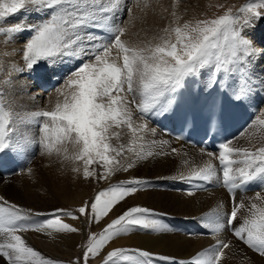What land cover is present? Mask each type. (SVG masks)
Returning <instances> with one entry per match:
<instances>
[{
	"label": "snow or ice",
	"instance_id": "1",
	"mask_svg": "<svg viewBox=\"0 0 264 264\" xmlns=\"http://www.w3.org/2000/svg\"><path fill=\"white\" fill-rule=\"evenodd\" d=\"M121 7L131 12V8L122 0H107V3H101V0H0V22H3L0 33L14 36L22 31L33 32L22 52L28 70L41 61L52 65L66 59L81 62L74 72L65 77L64 88L70 89V92H61L65 96L63 104H57L54 111H34L30 119L42 125L40 131L45 134L44 141L49 139L50 126H54L58 141L66 139L77 146L78 158L85 160V176L90 175L87 165L96 157L106 166L114 164L113 159L109 158L110 151L121 154L120 149H113L108 143L110 128L127 125L135 133L129 111L131 105H136L141 120L149 112H162L167 104H161V97L167 95L169 102H173L175 93L184 86L186 79L196 78L203 73L207 74L210 87L217 84L222 88L228 87V81L236 77L238 86L234 89V98L244 99L252 92V61L264 53V48L256 47L242 33V28L250 27L254 19L264 17V13L256 11L264 8V0L248 4L240 10L252 14L251 18L243 17L242 23L241 18L228 15L211 21H199L195 26L184 23L171 31L168 28L163 30L169 35L174 33L175 42L161 36L162 44L142 48L126 44L122 39L126 28L121 27L123 21L116 18V12ZM30 8L52 10V15L39 25L9 23L10 17ZM238 23H241V30L234 28ZM113 49L118 53L117 58L111 56ZM137 81L142 84V102H138L135 95L138 91ZM9 123V114L0 111V152L15 147L8 138ZM260 123L264 124V119ZM147 127L146 123L139 125L141 130ZM149 131L155 133L154 129ZM229 144H221V151L216 156L222 178L217 176L216 169L210 163L180 178L189 183L220 181L231 194L233 206L230 214L224 223H220V217L214 213H208L202 219L207 221L213 233L227 228L249 248L264 255V208L251 203V215L237 226L238 211L244 205L242 201L235 202L237 189L254 180H264V147L253 152L233 148ZM206 154L210 158L214 156L210 151ZM133 166L129 163L123 170L127 171ZM115 170V167L109 168L108 172ZM100 178H107V174L102 173ZM146 184V181L135 178L121 181L99 191L91 202L79 207L77 212L80 216L56 209L51 214L53 218L39 225H30L26 221L31 215L40 213H32L0 197V257L7 264H60L28 246L18 233L27 230L46 232L49 229L76 233L78 229L63 223L62 217L75 220L82 216L88 218L89 223L99 222L114 206ZM253 199L264 200V193H256ZM154 215L152 210L138 206L123 211L102 232L88 236L82 264H89L90 257L96 256L101 257L103 264H120L121 261L130 264H219L227 243L198 252L190 260L177 261L173 257L155 255L143 249L115 248L102 255L105 245L118 235L128 233L130 226L155 232L166 231V225L151 218Z\"/></svg>",
	"mask_w": 264,
	"mask_h": 264
},
{
	"label": "bare ground",
	"instance_id": "2",
	"mask_svg": "<svg viewBox=\"0 0 264 264\" xmlns=\"http://www.w3.org/2000/svg\"><path fill=\"white\" fill-rule=\"evenodd\" d=\"M140 1V0H139ZM138 0H122V3L127 4L128 7L131 8V12H128L126 7H121L116 13L117 20L121 19L123 21L120 24L121 27L126 28L125 36L122 39L125 41L126 44L132 45L137 48H142L145 46L155 47L157 44H162L163 41L160 39L161 36H167V38L171 42H175L174 33L169 35L165 33L163 30L168 28L170 31L177 26H182V23L185 20L182 18L184 15L182 11H185V5L189 8H186L187 11L196 10L199 7H205L209 0H160L159 2H153L151 0L147 1H140ZM153 7V9L151 8ZM186 19V18H185ZM27 22V21H26ZM111 22V21H110ZM37 23V22H36ZM20 34V33H19ZM18 39V38H17ZM22 42L20 38L18 39L17 47L19 49H23L25 43L29 40L26 37H23ZM2 47V46H1ZM0 47V48H1ZM17 47H2L0 54L6 55V58L3 60L6 62L16 61L19 62L17 59L20 58L16 55L13 51L14 48ZM264 47V46H263ZM8 48H12L10 53ZM17 48V50H18ZM4 49V50H3ZM22 51L19 50L18 53ZM17 53V52H16ZM111 56L113 58L118 57V53L115 49H113ZM2 61V62H3ZM257 61V60H256ZM67 59L64 62L56 63L65 65ZM118 62H122L119 61ZM256 63V62H255ZM4 62L2 63V65ZM45 66L42 68L47 76H52L57 74V65L56 64H49L48 62L41 63ZM258 66L251 67V87L252 92L248 95L245 99L255 98V100L260 102V106L257 108L258 115L253 121V123L246 128L238 138L234 139L229 146L233 148H237V146L242 142V139L252 131L253 128L260 122L261 119H264V55L260 56L258 60ZM5 65V64H4ZM3 65V66H4ZM22 66V64L20 63ZM61 65V66H62ZM35 67V66H34ZM37 67V66H36ZM14 68V67H12ZM11 68V69H12ZM16 68V67H15ZM21 68V67H20ZM23 68V69H22ZM22 70H15L10 68L3 67V71H0V111L8 113L10 119V126L8 124L9 132L14 131L16 136H18L19 129L23 130V137L25 138V142L27 143L29 149L31 148V152L26 154L24 150L17 148L15 143V147L5 150L7 155L11 160V165L15 166L14 171H19V175L16 178H11L17 173H13V171H8L5 174L0 175V197L8 200L10 203L16 204L18 207L23 209H29L32 213H40V215H31L26 223L30 225H39L44 223L49 219L53 218L52 213L56 209H61L63 206H78L81 202L80 199L84 197V193L81 190L77 189V179L79 178L82 169V165L79 162H72L73 157L78 154L77 146L64 139V140H57V131L54 126H50V131L47 134L49 139L44 141L45 134L40 131L42 125H36L34 127L29 126L28 124H24V118L30 116V114L34 111H44L47 108H56V104L50 102V95L52 97H60L62 91H69L70 89H65V77L69 74H66L61 83L56 87V89L51 90L49 92H41L36 87L35 84L31 80L30 70L24 71V67ZM17 69V68H16ZM27 69V68H26ZM9 70V71H8ZM7 71V74H4ZM10 72V73H9ZM207 77L206 73L201 74V76H197L193 79H187V88L189 92H192L194 89L199 90L202 88L208 87V79L204 80L203 77ZM237 83L236 77H233L231 80L228 81V87L230 90H234L236 87L234 83ZM136 87L138 89L136 95V99L138 102L143 101L142 95V84L137 81ZM226 87L224 89L227 90ZM56 92L52 93V91ZM168 96L165 95L164 97L160 98V102H165V99ZM35 104V106H34ZM40 104V105H36ZM37 106V107H36ZM33 108L29 113L28 111ZM52 110V109H50ZM133 112V127L136 129L135 133L133 129L128 127V131L125 138L121 136L118 137V129L113 127L110 130H113L114 134H110V139L108 143L112 145L115 141V144L112 145L113 149H122L124 146L128 149H138V152L141 149L135 148L136 141L139 143L145 142L146 149H151L153 146L159 150L167 151L165 157L161 159L162 161L170 160L172 164L175 166H181L186 170H189L191 173L198 170L201 167H204L207 164H211L217 172V176L219 177L222 175L220 171L219 160L216 158L217 154L220 152H215L212 158L207 156V152L201 151L199 149H192L181 146L179 143H175L172 140H169L165 136H162L154 127H152L148 122L144 119L141 120L138 117H135V113L138 112L137 107L135 105V109ZM139 113V112H138ZM139 115H141L139 113ZM25 121H31L30 119ZM29 123V122H28ZM35 123V122H34ZM141 123L147 124V129H139V125ZM13 124H15L13 126ZM38 124V123H37ZM33 125V123H32ZM124 126V125H123ZM122 127V126H121ZM150 129H154L155 133L153 134ZM38 131V135L34 132ZM122 131V130H121ZM31 132H33L31 134ZM111 132V131H110ZM14 133V134H15ZM10 133H8L9 136ZM160 135L161 140L164 141V145H168V149L161 144L155 143L153 140L155 135ZM13 136V132L11 135ZM15 136V137H16ZM36 140H39V145L37 146L33 143L30 138L36 137ZM10 139V137H9ZM15 141V138H13ZM33 139V138H32ZM43 141V142H42ZM38 142V141H36ZM137 142V143H138ZM13 143V142H12ZM253 143V141H252ZM254 144V143H253ZM142 148V146H141ZM246 149V147H242ZM140 149V150H139ZM145 149V150H146ZM175 149V152H173ZM249 150V149H248ZM37 152V157L32 160L33 154ZM111 154L113 151H110ZM148 152V151H147ZM131 155V152L128 150L126 153V159ZM115 158L118 159L119 155L112 154ZM175 157L172 159V157ZM231 158V157H230ZM101 166V165H100ZM115 167V174L121 170V167H116L115 164L107 165L104 167ZM147 168V172H152L153 168L150 166V163L145 164ZM138 166L135 164L130 173L123 175L122 177H133L137 173L140 172L137 170ZM17 169V170H16ZM124 169V168H123ZM89 173L91 172L90 169L87 168ZM124 171V170H122ZM127 171L124 172H128ZM22 172V173H21ZM101 172V171H99ZM114 172L108 173L107 176V187L113 183H119V181L123 178H113ZM190 173V174H191ZM7 176L6 180L4 181L3 177ZM92 176L91 174L89 175ZM140 176V175H139ZM188 176V175H187ZM112 177L113 179H111ZM93 178V177H92ZM134 178V177H133ZM127 178L125 180H128ZM143 180V179H142ZM151 182H156L153 178ZM149 181V180H148ZM259 187L256 191L251 192L256 194L258 193V189H264L262 186L263 180L258 179ZM147 182V181H146ZM150 182V181H149ZM150 182V183H151ZM213 184L211 182L212 187H205L204 184L196 183L193 181L192 183L185 181H180L178 183H174L173 189L181 190L187 192L181 188H178V185L186 184L189 187H198L199 192H188L185 195V203H181L179 200L174 199L171 202L166 200L163 197H159V195H154L151 192L148 193L147 197L144 198H136L135 194L131 197L128 196L125 198V201L120 202L118 205L114 206L109 213L102 217L106 220V223L111 222L115 219L118 215L122 214L123 211L127 210L132 205H136L138 207H145L152 210L155 213L152 216V219L159 220L162 224L167 226L166 231L162 232H155L151 229H140L138 226H130L131 230L128 233H122L115 237L109 244V248H115L122 245V247H135L137 249H143L152 252L155 255H167L170 257L175 258V260L179 261L181 259H188L190 260L193 255L198 252H202L203 250H209L216 247L220 243H227L228 247L224 248L223 255L219 260V264H239L237 262H233V255L236 259L245 260L242 264H264V259L259 256V254L245 252L246 248L242 247V245L237 244V241H233V239L228 236L224 229H221L217 233H213V236L207 237L210 235V231L212 232L211 228L207 226V221L202 219L208 213H214L220 217L219 222L224 223V219H226L227 215L230 214L229 205L230 202L227 199V196L222 191L217 190L222 187L220 181L214 179ZM105 183V182H104ZM220 183V184H219ZM105 185V186H106ZM260 185L262 186L260 188ZM154 186V185H153ZM152 186V187H153ZM170 186V185H169ZM106 187V188H107ZM141 187V186H140ZM143 187V186H142ZM168 187V186H167ZM103 188V187H102ZM100 188V189H102ZM106 188H103L104 190ZM109 188V187H108ZM145 188V187H144ZM216 188V189H213ZM99 189V191H101ZM260 192L263 193L264 190ZM146 190V189H145ZM227 195H230L228 189L225 188ZM150 192V191H149ZM236 193H239L236 190ZM240 194V193H239ZM244 195V194H242ZM253 195V194H250ZM252 198V197H251ZM249 198L245 200V210L244 212H240L241 217L243 216L244 219L249 217L247 215V210H250L251 203L246 202ZM232 200V199H231ZM243 201V200H241ZM2 203V201H0ZM230 202V203H229ZM254 202L261 208H264V200H254ZM240 203V201H239ZM80 206V204H79ZM233 206V205H232ZM244 206V207H245ZM187 208L191 209L192 213H197L199 210L204 208L206 210V214L200 217V223H203L202 226L199 223H194V230L199 235L196 234V237H191L185 235L186 232H189L190 229L188 225L184 222V220L180 217H173V219L182 220V223H174L170 221L166 223V216L167 212L166 209L171 208ZM69 208V207H68ZM73 208V207H72ZM162 208H165L163 210ZM243 208V207H242ZM69 209L65 210V212H72L77 216H80L79 213L75 211H68ZM242 211V210H240ZM239 214V213H238ZM44 215L43 217H41ZM40 216V218H38ZM48 217V218H47ZM240 218V216H239ZM172 218H170L171 220ZM243 219V218H242ZM102 220V219H101ZM100 220V221H101ZM241 221V220H240ZM238 221V226L240 223ZM63 223H68L72 227H76L78 232L76 233H64V232H56L54 229H49L46 232H36L32 230H27L21 233L22 239L25 240L28 246L32 247L34 250L40 252L45 258L52 259L55 261L60 262V264H64L66 261H72L74 259V251L76 250L77 246L82 242V237L85 234V228L88 225V218L80 217L79 219H71L70 217H62ZM103 222V221H102ZM105 225V224H102ZM196 226H200L204 228L207 233H201L196 230ZM81 228H84V232ZM229 231V229H228ZM223 232V233H222ZM192 234L193 232H189ZM233 237V236H232ZM111 249H105L102 251V255H106L107 251ZM74 262V260H73ZM93 262L97 263L98 259H95ZM0 264H3L0 261ZM120 264H130L127 261L120 262ZM160 264V263H159ZM168 264V262L162 263Z\"/></svg>",
	"mask_w": 264,
	"mask_h": 264
},
{
	"label": "rangeland",
	"instance_id": "3",
	"mask_svg": "<svg viewBox=\"0 0 264 264\" xmlns=\"http://www.w3.org/2000/svg\"><path fill=\"white\" fill-rule=\"evenodd\" d=\"M142 1L145 2L147 0H142ZM151 1L159 2L160 0H151ZM257 2H258V0H209L206 3L207 5L205 7H202V8L199 7L196 10L192 9L191 11L190 10L187 11L186 8H189V7L185 5V11L184 10L182 11V13L184 14V15H182L183 16L182 18L185 20L184 23H189L192 26H195L199 21H202V20L211 21L213 19H217V18H219L221 16H225V15L233 16V17H239V18H241V23H242V18L243 17L247 16V17L251 18L252 14L249 13V12H241L240 10L245 8V6L248 5V4L257 3ZM101 3H107V0H101ZM151 8L153 9L152 6H151ZM256 11L264 13V8L256 9ZM118 12L119 11H117L116 13H118ZM51 15H52V10H33V9L30 8L29 10L21 11L20 13L16 14L15 16L10 17L9 18V23L24 22V23H27L28 25H39V24L47 21L50 18ZM184 23H182V25ZM241 23H238V24L234 25V28L237 29V30H241ZM0 24H3V22H0ZM19 33L15 34L14 36L5 35L3 33H0V47L1 46L3 48L4 47L6 48L8 46L12 47V48H13V46L17 47L18 46L17 45V43H18L17 41H18L19 38H20V41L22 42L21 39L23 37H26L27 39H30L31 36L33 35L32 31H22V32H19ZM242 33L244 35H246L247 37H249L254 42V45L256 47L264 48L263 47L264 46V17H261L260 19H254L253 23H252V25L250 27L242 28ZM1 48H0V51H1ZM12 48H8L6 50H9L10 53H11ZM17 48L16 49L14 48L13 51L17 52V53L14 52L16 55H18V56L20 55L19 56L20 58L17 59L19 62H16V61L9 62L7 60L5 62L3 60L6 58V55H4V54L2 55V53L0 54V71L1 72L4 70L3 67H5V65H6V67L10 68L9 69L10 71L12 69L22 70L23 69L22 67L25 68L24 71H26V70L28 71V69H26L25 61H24L23 55H22L23 49H19L18 48V50H17ZM19 50H21L22 52L18 53ZM262 54L264 55V53H262ZM262 54H260L258 57L253 59L251 67L259 65L258 64V60L260 59V56H262ZM2 61L5 64V65L3 64L4 66L2 65V63H3ZM44 62L45 61H41L36 66L37 67L40 66V65L45 66L44 64H41V63H44ZM20 63L22 64V66L20 65ZM36 66L34 68H36ZM12 67H14V68H12ZM4 74H7V71ZM203 78H204V80H207L208 76L207 77L205 76ZM56 91L57 90L52 91V93H54ZM50 99L51 100H48V101L55 103L56 106H57V104H61V105L63 104V102L65 100V96L60 94V97H52L50 95ZM36 105H40V104H36ZM34 106H35V104H34ZM32 109L33 108H31L28 111V113ZM50 109H52V110H50ZM134 109H135V105H131L130 108H129V111L132 113V115H133L132 111ZM54 110H55V108L51 107V108L45 109L44 111H54ZM32 111L34 112V110H32ZM135 117H138V115H135ZM25 119L29 120L30 116H27L26 118H24V121H22L26 125L28 124L29 126H32V127H34L35 124L39 125V123L37 124L36 122L34 123L33 121H28L29 122L28 123L27 121H25ZM41 119H43V118H41ZM133 119L134 118L132 116V120ZM32 123H33V125H32ZM14 125L15 124H13V126ZM9 126H10V124H9ZM121 126L120 127H116L117 129L119 128L118 131H117L118 137L121 136L122 138H125L126 134H127V131H128V126L127 125H124V126L121 125ZM110 129H112V128H110ZM110 129H109V133L110 134H114L113 130H110ZM14 131H11V132H13V136H10L11 132H9L10 134L8 136V138L10 137L11 142H13L12 144L15 143L16 147L20 148L21 150H24V152L26 154L30 153L31 152L30 151L31 148L29 149V147H28V145L26 143L28 141L25 142V140H24L25 138L23 137V135H24L23 132L24 131L19 129L18 136H16L17 132L15 131L16 132L15 133ZM32 133L33 132H31V134ZM34 133L37 134L38 131L37 132L35 131ZM13 138H15V141H14ZM32 138H30V140H32L33 143H35L38 146L40 142H39V140H36L37 136L36 137H32ZM153 140L155 141V143H159V144L162 143L160 146H163V148L164 147L166 149L169 148L168 145L167 146L164 145V141L161 140V137H160L159 134L155 135V138ZM36 141H38V142H36ZM252 141H253L254 144L252 143ZM137 142L138 141H136L135 148H138L140 146L139 148L141 149V151H139V152H138V149L129 150L128 148H126L124 146L120 150L121 154L119 155L118 159L115 158L114 156H112V154H116L115 151H113L112 154H111V152L109 153V158L113 159L115 166L116 167H121V170H119L116 174L114 172L113 178H123V179H121L119 181V183L121 181H125V179H127V178H130V179H134L135 178V179H141V180L143 179L144 181H147L146 185H142L143 187L141 186L140 190L135 192L136 194L135 193L130 194L129 196H131V197L135 194L136 198H144V197L148 196V193L150 194L152 192L153 196L157 194V195H159V197H163V198H165L166 200H168L170 202L172 200H174V199H177L181 203H185V195L188 192H184V191H181V190H175V189H173L172 186L175 185L176 183L180 182V181H185L184 179L180 178L181 175L187 176L191 172L189 170H186L185 168H183L181 166H178V165L175 166L174 164H172L170 162L171 159L170 160H166V161H162L161 159H163L165 157L167 151L159 150V149H157V148H155L153 146H150V147H152L151 149H146V147H145L146 143L145 142H142V143H139V142L137 143ZM114 144H115V141L112 143V145H114ZM141 146H142V148H141ZM242 147H246V149H249V151H253V152L256 151V149L259 148V147H264V124H261L259 122L255 126V128H253L252 131L249 132L242 139V142L237 146V148H242ZM128 150L131 152V155L126 159V153H127ZM149 153H151V155H149ZM36 155H37V152H35L32 155L33 158L31 157V159L34 160L37 157ZM173 158H175V157L173 156L172 159ZM116 161H118V163H115ZM72 162H79L82 165V167H84V168L86 167L85 160L78 158V154L73 157ZM129 163H132L133 165L137 164L138 166H140L139 168L136 167L137 170L140 172V174L137 173L135 176H133L134 178L130 177V176L122 177L123 175H126V174L130 173L132 167L129 168L128 172L122 171L123 168H126ZM146 163H150V166L154 167L152 172H147V168L145 166ZM87 168L90 169V171H91L90 174L92 176L91 177L89 175L85 176L84 175L85 169H82L81 174H80V176H79V178L77 179V182H76L77 189L81 190L84 193V197L80 199V201H81L79 203L80 206H79V204H78V206H68L69 208L63 206L61 209H63V210L64 209L65 210L69 209L70 211H75L76 213H78L77 209L79 207L83 206L85 204V202H91L94 199L95 195L99 192L100 188H102V187L106 188L107 187L106 184H108L107 183V179L108 178L101 179L100 176H101L102 173H106L107 176H108V173H109L108 169L110 168L109 166L107 168L104 167V162L101 161L98 157H96L91 164L87 165ZM99 171H101V172H99ZM18 173H19V171H18ZM18 173H17V175H15V176H13L11 178H16L19 175H21V174H18ZM129 175H131V173ZM219 177L222 178V175H220ZM4 178H6V177H4ZM110 178L113 179L112 177H110ZM152 178L154 180H156L157 183L151 182ZM130 179H128V180H130ZM4 181L7 182V181H10V179L9 180L4 179ZM119 183H117V184H119ZM211 183L213 184V182H211ZM262 183H263L262 186L264 187V180H263ZM117 184L113 183L110 186L117 185ZM110 186H108V187H110ZM262 186L260 185V188ZM103 188L100 189V190H104ZM217 188H218L217 190H219V191H222L221 189H224L223 192L227 196V199L229 198L228 200L230 202H233L231 200L232 198L230 199V196L227 195L224 187H221V188L217 187ZM213 189H216V188H213ZM262 189H258V192H260ZM197 192H199V191H197ZM255 193H257V192H255ZM250 194H253V195H250ZM254 196H255L254 193H247V194H244V195L236 193L235 202L239 203V201L241 202V200H243L242 202H243V205H244L246 198H249L246 201L247 203L250 202V200L254 202V199H253ZM231 205H232V203H230V205H229V208H230L229 210H231V208H232ZM134 206H136V205H132V207H134ZM245 208H246V206L240 209L242 211H240V210L238 211V213H239L238 214V221L241 220L240 222H242L244 220V217L243 216L241 217L240 212H244ZM162 209L165 210V208H162ZM166 212H167V215H168V216H166V219H167L166 223H169L170 221H172L174 223H182V220L173 219V217H180V218H182L184 220V222L188 225V228L190 229L189 232H193L192 234H190L189 232H186L185 235H187V236L196 237L197 233L194 230V223H199L202 226H204L203 223H200V217L202 215L206 214V210L204 208L199 210L197 213H192L191 209H187V208H184V207L175 209V208L172 207L171 209H166ZM247 215L248 216L251 215L250 210H247ZM43 216L44 215H42L41 217H43ZM239 216H240V218H239ZM38 218H40V216ZM170 218H172V219L170 220ZM101 219H100L101 221L99 220V222H95V223H89L88 222V225L85 228V234L83 235L82 240H81L82 242H80V244L77 246L76 250L74 251V259H73L74 262H73V260L72 261H66L64 264H82L83 252H84L85 247H86L87 242H88V236L90 234H92V233L99 234L100 232H102L103 228L106 227L107 224H108V223H106L105 219H103V218H101ZM238 221H237V223H238ZM102 224H105V225H102ZM237 226H238V224H237ZM81 229L84 232V228H81ZM224 232H226L227 234L229 233L228 236H230L231 233H232V235L230 237L233 239L234 242L238 240L237 244L242 245L243 248L244 247L246 248L245 250H248V251H245V252H248V253L249 252H251V253L253 252L255 254H259L257 251L249 248L241 240L237 239L234 236V234H233V232L231 230L228 231V229L226 228L224 230ZM197 235H199V234H197ZM199 236H204V235H199ZM211 236H213V232L210 231V235H207V237H211ZM110 242L111 241H109L108 244ZM108 244L105 245V248L103 250H105V249L113 250L115 248L137 249L135 247H130V248L122 247V245L119 246V247H115V248H109ZM203 251H206V250H203ZM259 256H261V258L264 259V255H260L259 254ZM232 258L234 260L233 262H237L239 264H242L243 262H245V260L236 259L234 257V255H233ZM95 259H98L97 263L93 262ZM0 261H2L3 264H7V261L4 260L3 257H0ZM122 262H125V261H122ZM128 263H130V262H128ZM159 263L162 264V263H165V262H159ZM263 263H264V261H263ZM89 264H103V261H102L100 256L90 257Z\"/></svg>",
	"mask_w": 264,
	"mask_h": 264
}]
</instances>
